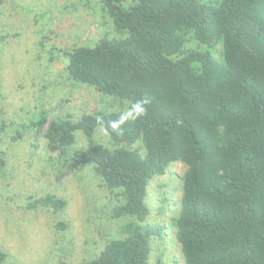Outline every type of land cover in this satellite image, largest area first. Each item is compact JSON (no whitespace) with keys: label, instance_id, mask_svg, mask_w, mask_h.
<instances>
[{"label":"trees","instance_id":"16d2710c","mask_svg":"<svg viewBox=\"0 0 264 264\" xmlns=\"http://www.w3.org/2000/svg\"><path fill=\"white\" fill-rule=\"evenodd\" d=\"M96 1L116 35L66 52L67 78L128 111L148 97L147 115L116 130L123 112L30 119L58 170L91 167L117 199L113 216L131 220L83 264L149 263L159 232L145 225L148 187L176 163L186 167L175 220L184 264H264V0ZM78 134L87 146L75 149ZM4 166L0 156V176ZM66 204L48 194L29 207L60 214Z\"/></svg>","mask_w":264,"mask_h":264},{"label":"rangeland","instance_id":"374dc122","mask_svg":"<svg viewBox=\"0 0 264 264\" xmlns=\"http://www.w3.org/2000/svg\"><path fill=\"white\" fill-rule=\"evenodd\" d=\"M102 35L116 33L96 0H0V156L5 162L0 249L8 264H83L110 240L123 237V227L131 221L113 216L117 199L95 180L91 167L68 165L59 171L57 153L30 121L32 113L43 110L48 121L128 111L127 103L102 98L67 78L64 54L80 44L94 45ZM95 140L111 146L102 130ZM86 146L78 134L74 148ZM185 171L176 163L149 184L145 225L159 234L150 243L148 264H184L175 220ZM48 194L66 201L63 213L29 207Z\"/></svg>","mask_w":264,"mask_h":264},{"label":"clouds","instance_id":"9594fccd","mask_svg":"<svg viewBox=\"0 0 264 264\" xmlns=\"http://www.w3.org/2000/svg\"><path fill=\"white\" fill-rule=\"evenodd\" d=\"M150 103L151 100L148 97L137 100L128 112L122 114L118 120L111 123L112 128L114 130L119 129V127L128 120L143 119L147 115V106L150 105Z\"/></svg>","mask_w":264,"mask_h":264}]
</instances>
